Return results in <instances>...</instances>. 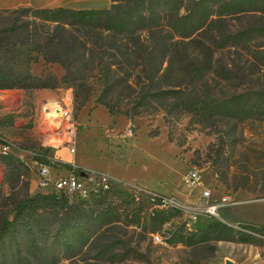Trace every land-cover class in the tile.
Returning <instances> with one entry per match:
<instances>
[{
	"label": "rangeland",
	"instance_id": "rangeland-1",
	"mask_svg": "<svg viewBox=\"0 0 264 264\" xmlns=\"http://www.w3.org/2000/svg\"><path fill=\"white\" fill-rule=\"evenodd\" d=\"M177 48L164 59L160 55L149 56L143 64L140 56L133 55L123 66L138 63L133 72L141 79L152 78V87L168 88L185 83L181 66L192 58L205 68L203 78L189 85L192 93L226 97L246 90H264V7L228 15L219 28L213 25ZM24 57L21 48L19 68L27 64ZM29 67L35 74L45 70L58 76L63 73L58 64H44L41 57L29 63ZM131 80V87L121 83L113 89L111 102L115 106L127 108L136 102V76L132 75ZM97 94L98 86L94 84L88 101L75 112L68 93L60 99L48 97L42 102L35 91L0 90V142L14 145L9 155L27 167L29 183L31 178L34 180L31 191L28 185L29 193L49 191L39 185L30 157L24 153L30 149L40 151L39 159L48 166L50 178L71 172L80 175L82 171L103 174L130 196H173L188 206L198 200L201 187L188 188L184 178L188 170L196 168L213 200L226 195L233 201L219 209L220 220L235 229H241L244 223L264 226V120L240 121L217 116L198 119L165 101H153L147 110L131 119L123 114L110 116L94 102ZM56 105L59 114L49 115ZM126 127L131 128L132 136H122ZM69 138L74 142L73 154L63 151L67 150ZM59 149L61 157L66 158L62 162L56 159ZM61 163H68L71 168ZM129 187L143 193L136 195ZM2 191L7 193V184ZM123 198L124 195L113 199L119 221L109 225L112 233L122 234H117L121 242L115 243L113 237L95 242L88 253L93 256L98 245L115 243L112 252L117 255L112 260L103 257L93 264H225L226 259L240 264L264 262V236L257 233L253 234L254 243L218 240L195 248L182 243H156L148 232V210L134 208ZM206 220L200 216L189 227L199 229ZM183 221L181 215L167 219V238L178 226L186 228ZM155 229L161 232L158 224ZM23 235L17 233L12 242L22 247ZM63 254L57 252L55 264H84L79 257L65 259ZM43 262L49 263L51 259Z\"/></svg>",
	"mask_w": 264,
	"mask_h": 264
},
{
	"label": "trees",
	"instance_id": "trees-1",
	"mask_svg": "<svg viewBox=\"0 0 264 264\" xmlns=\"http://www.w3.org/2000/svg\"><path fill=\"white\" fill-rule=\"evenodd\" d=\"M257 6L264 7V0H110L106 7L91 9L63 6L0 9V90L70 88L76 112L88 101L96 84L98 94L94 102L102 105L110 116L123 114L131 119L147 110L153 101H165L198 119L217 116L240 121L264 120V90H246L226 97L192 93L189 85L201 80L205 69L204 64L192 58L181 66L185 83L168 88L152 87V78L141 79L133 72L138 63L123 66L133 55L140 56L142 64L152 55L164 59L178 50V44L193 40L195 34H203L213 25L219 28L226 16ZM21 48L27 63L24 68L18 67ZM38 57L44 64H58L63 73L57 76L48 70L31 72L29 63L36 62ZM121 69L123 74L118 76ZM132 75L139 87L136 102L127 108L115 106L111 102L113 89L121 83L131 87ZM61 164L71 168L68 163ZM0 165V263L3 264L8 261L55 264L57 252L65 253L62 256L65 259L79 257L84 264H93L103 257L112 260L117 255L112 248L121 242L117 235L120 233L114 234L109 229L111 223L119 221L113 199L124 195L125 202L134 208L149 207L147 200L135 201L116 184L88 199L52 190L32 194L28 192L30 173L26 166L9 154H0ZM4 184L8 186L7 193L2 191ZM7 208L8 211L4 210ZM147 215L151 226L148 232L154 233L156 224L161 228L168 218L180 213L176 209H162L148 211ZM240 227L235 229L218 219L207 218L199 229L178 226L169 232L166 241L195 248L218 240L254 243V233L264 236V226L244 223ZM19 232L25 237L22 247L12 242ZM111 237L117 244L98 245L93 256L88 254L95 242ZM48 258L51 262L44 263Z\"/></svg>",
	"mask_w": 264,
	"mask_h": 264
},
{
	"label": "built area",
	"instance_id": "built-area-1",
	"mask_svg": "<svg viewBox=\"0 0 264 264\" xmlns=\"http://www.w3.org/2000/svg\"><path fill=\"white\" fill-rule=\"evenodd\" d=\"M132 130L130 127H126L122 132V136H132ZM15 148L14 145L7 141L0 142V154L6 155ZM66 148L70 154L75 152V146L73 140L70 138L66 140ZM30 157L31 167L37 173L39 178V185L42 188L52 190L54 192L62 191L67 194H75L81 199H88L90 196L99 194L100 192L107 190L111 187L112 182L106 175H90L82 171L80 175L75 173H68L66 175H60L55 178L49 177V169L46 163L39 159L40 151L37 149L24 150ZM83 177V178H82ZM85 177V178H84ZM184 181L188 188L201 187L198 200L191 206L186 205L173 196H159L156 194L143 193L138 189L132 188L135 194L143 193L144 199L149 204L148 211L162 210V209H176L183 217L186 229H191L189 224L195 222L198 217L214 218L220 220L218 211L227 204L233 203L229 196H221L219 199L213 200L211 197L210 188L204 186L201 181L199 170L191 168L185 175ZM137 201L140 198L133 196ZM142 199V198H141ZM222 221V220H220ZM168 222H164L161 227V232L150 233L154 242L166 245L167 236L165 235V228H167Z\"/></svg>",
	"mask_w": 264,
	"mask_h": 264
},
{
	"label": "crops",
	"instance_id": "crops-1",
	"mask_svg": "<svg viewBox=\"0 0 264 264\" xmlns=\"http://www.w3.org/2000/svg\"><path fill=\"white\" fill-rule=\"evenodd\" d=\"M110 3V0H0V9H10L18 6H29L32 8H42V7H69L73 9H91V8H102L106 7ZM57 75V74H56ZM58 76V75H57ZM40 97L42 102L46 101L48 97H56L60 99L64 94L71 95L70 88L58 87L55 89H38L35 90ZM60 149L57 151L58 157L57 161L66 160V158L61 157ZM63 151H67L63 148ZM62 151V153H63ZM34 180L31 178L29 183V190L33 189ZM232 264H240L232 261ZM253 264H264V262H258Z\"/></svg>",
	"mask_w": 264,
	"mask_h": 264
},
{
	"label": "bare ground",
	"instance_id": "bare-ground-1",
	"mask_svg": "<svg viewBox=\"0 0 264 264\" xmlns=\"http://www.w3.org/2000/svg\"><path fill=\"white\" fill-rule=\"evenodd\" d=\"M58 114H59V109L58 106L56 105L53 109L51 108V112L49 113V115H58Z\"/></svg>",
	"mask_w": 264,
	"mask_h": 264
},
{
	"label": "water",
	"instance_id": "water-1",
	"mask_svg": "<svg viewBox=\"0 0 264 264\" xmlns=\"http://www.w3.org/2000/svg\"><path fill=\"white\" fill-rule=\"evenodd\" d=\"M225 264H232V262L230 260L226 259Z\"/></svg>",
	"mask_w": 264,
	"mask_h": 264
}]
</instances>
